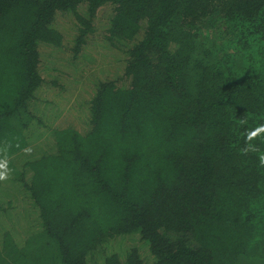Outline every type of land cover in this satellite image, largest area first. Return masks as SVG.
Here are the masks:
<instances>
[{"label": "trees", "instance_id": "obj_1", "mask_svg": "<svg viewBox=\"0 0 264 264\" xmlns=\"http://www.w3.org/2000/svg\"><path fill=\"white\" fill-rule=\"evenodd\" d=\"M97 32L110 53L83 76ZM42 46L70 53L75 74L42 75ZM42 102L69 113L34 157ZM258 124L264 0H0V146L41 226L21 246L6 235L0 264H87L102 244V264L264 261V168L242 153ZM252 143L264 152V135ZM132 234L148 259L107 244Z\"/></svg>", "mask_w": 264, "mask_h": 264}, {"label": "rangeland", "instance_id": "obj_2", "mask_svg": "<svg viewBox=\"0 0 264 264\" xmlns=\"http://www.w3.org/2000/svg\"><path fill=\"white\" fill-rule=\"evenodd\" d=\"M101 9L107 12L109 8L103 7ZM97 20L98 23L101 24L104 22L105 16L101 13V15H98ZM58 24L62 25L61 29L65 33H74L75 31V25L68 17H62V19H59ZM100 38V33L97 32L94 39L87 43L86 49L84 50L87 55L94 56L92 61H87L84 57L75 61L80 65L81 74L83 76L91 75L99 71L102 66L105 67L106 65V63L102 62L101 55H108L110 50L100 48ZM40 54V63L43 67L41 73L46 78L63 80L66 77H61L62 75L67 74V72H69L67 77L75 74L74 72H70L74 64L72 59H68L70 53L67 56H64V54H59L57 48L42 46L40 48ZM59 62L61 68L60 70H56ZM46 72L49 75L48 77L46 76ZM34 113L36 115V120L28 126L27 134H32V136H34V138L29 140V147L34 150V152H31L32 156L38 157L44 153L55 151L54 140H51V129L56 124V121L67 117L69 111L65 110L64 114L58 109H54V106L42 102L36 105ZM75 117L77 119H75L77 124L80 125L83 121V117ZM38 121H40V123H38ZM40 230L41 226L38 221L37 208L29 198L28 193L12 179V174L10 172L8 180L0 181V249H2V244L5 241L4 239L6 235H8V238L13 240L15 244L21 246L31 234L37 233ZM8 238H6V240ZM107 244L121 256L124 255L126 248L135 246L140 249L146 259L149 258L147 246L137 234L119 236L113 238L111 242H108ZM103 247L105 249L108 248L107 245L103 246L102 244L101 249L98 248L97 253L94 252V254L89 256L87 264H102V254L105 252L102 251ZM243 260L244 261H241L242 264H264L263 259L245 260L244 258Z\"/></svg>", "mask_w": 264, "mask_h": 264}, {"label": "clouds", "instance_id": "obj_3", "mask_svg": "<svg viewBox=\"0 0 264 264\" xmlns=\"http://www.w3.org/2000/svg\"><path fill=\"white\" fill-rule=\"evenodd\" d=\"M246 120H241V124H245ZM264 135V124H258L255 128L246 130L245 132V147L242 149V153L247 155L248 153H257L259 167L264 168V152L252 143L257 137ZM9 145L5 144L0 146V181H6L9 179L10 169L8 168V152ZM26 153H30L31 149H25Z\"/></svg>", "mask_w": 264, "mask_h": 264}]
</instances>
